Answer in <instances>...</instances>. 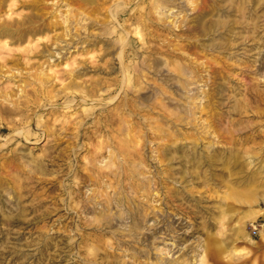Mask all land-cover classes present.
I'll list each match as a JSON object with an SVG mask.
<instances>
[{"label":"rangeland","instance_id":"1","mask_svg":"<svg viewBox=\"0 0 264 264\" xmlns=\"http://www.w3.org/2000/svg\"><path fill=\"white\" fill-rule=\"evenodd\" d=\"M7 22L0 103H37L0 113V264H264V0H0Z\"/></svg>","mask_w":264,"mask_h":264},{"label":"bare ground","instance_id":"2","mask_svg":"<svg viewBox=\"0 0 264 264\" xmlns=\"http://www.w3.org/2000/svg\"><path fill=\"white\" fill-rule=\"evenodd\" d=\"M151 1V0H150ZM166 2H168V1H166ZM119 4V3H118ZM161 4V3H160ZM159 4V5H160ZM168 4V3H167ZM165 5V4H164ZM208 8V7H207ZM206 9V8H205ZM211 9V8H210ZM117 10V9H116ZM155 11V10H154ZM150 12V11H149ZM212 13V12H211ZM151 14V13H150ZM164 14V13H163ZM162 14V15H163ZM144 17V16H143ZM148 17V16H147ZM134 18V17H133ZM137 22H144L143 20H141V19H139L138 17L137 18H134ZM143 19V18H142ZM146 19H149V18H145L144 17V20H146ZM163 21V20H162ZM109 23V22H108ZM151 23V22H150ZM157 26V25H156ZM207 27L209 28V27H211V23L209 24L208 23V25H207ZM139 28V27H138ZM138 28H136V31H135V33L139 36V39L142 41V40H144V38H143V34L141 33V30L140 29H138ZM22 29V28H21ZM28 29V28H27ZM16 28L13 26V25H11V23H1L0 24V36H11V37H13L12 35H14V33H16ZM32 31L33 32H35L33 29H28L25 33H23V34H21L20 35V38H23L24 37V35L26 34V33H32ZM37 32H39V31H37ZM125 32H126V34L127 33H130L129 31H127V30H125ZM156 36V35H155ZM126 37V36H125ZM123 38H124V36H123ZM155 38V37H154ZM125 39V38H124ZM164 40V39H163ZM166 40V39H165ZM161 43V42H160ZM142 44V46H141V48L144 50V51H147L148 52V55H149V53H150V55H155V54H160L161 53V51L159 50V48L158 47H154V46H151L150 44H149V42H144V43H141ZM125 45H126V43H123V47L125 48ZM170 46V45H169ZM184 48V47H183ZM160 49H165V48H160ZM1 53V52H0ZM127 54V53H126ZM164 54V53H163ZM1 55V54H0ZM167 55V54H166ZM23 56V55H22ZM120 57L122 58L123 57V54L121 53V55H120ZM1 58V57H0ZM148 58V57H147ZM124 60V59H123ZM123 62V61H122ZM189 63V62H188ZM6 64V63H5ZM4 63H2L1 61H0V67H3L4 65H5ZM187 65V64H186ZM190 65V64H189ZM260 68V67H259ZM189 69V68H188ZM258 69V68H257ZM6 71V70H5ZM179 73H180V71H179ZM190 73H191V71H190ZM141 74V73H140ZM216 76V75H215ZM128 81H131V80H128ZM36 91H33V93L32 94H30L31 93V91H27V94L28 95H26V96H28L29 98H28V101H26V100H19V99H15V100H13L12 98L10 99V96H5V94H4V97H2L3 98V102H1L0 103V113H7V115H16V114H18V115H23L24 113H26V111L29 109V107L30 106H32V105H36V100H35V98H33L34 96H35V93ZM26 93V92H25ZM114 96V95H113ZM121 96V95H120ZM125 98V97H124ZM5 100H8V102H9V100H11L12 101V103H13V106L14 107H8V106H5V104H4V101ZM129 100V99H128ZM48 101V100H47ZM126 102V101H125ZM201 102V101H200ZM126 104V103H125ZM35 108V107H34ZM13 120V119H12ZM118 124V123H117ZM106 125V124H105ZM5 128V127H4ZM3 130H5V129H3ZM20 133V132H19ZM99 172V171H98ZM100 173V172H99ZM108 173V172H107ZM87 179V178H86ZM99 196V195H98ZM88 206V205H87Z\"/></svg>","mask_w":264,"mask_h":264}]
</instances>
